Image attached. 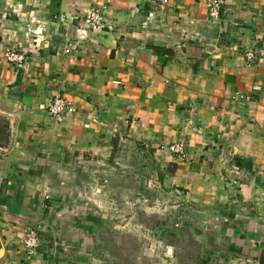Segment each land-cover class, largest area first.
<instances>
[{"label":"crops","instance_id":"0c3cea01","mask_svg":"<svg viewBox=\"0 0 264 264\" xmlns=\"http://www.w3.org/2000/svg\"><path fill=\"white\" fill-rule=\"evenodd\" d=\"M92 7L103 31L85 26ZM57 95L77 108L61 124L45 109ZM1 123L0 264H86L95 246L73 234L96 212L81 174L133 150L223 218L192 230L213 252L201 264H264V0H224L219 20L207 0H0ZM180 139L185 159L160 150ZM35 219L50 235L29 257Z\"/></svg>","mask_w":264,"mask_h":264},{"label":"rangeland","instance_id":"374dc122","mask_svg":"<svg viewBox=\"0 0 264 264\" xmlns=\"http://www.w3.org/2000/svg\"><path fill=\"white\" fill-rule=\"evenodd\" d=\"M8 127L0 124V136L8 132ZM153 161L141 150L124 151L112 154L104 165H91L81 174L88 185L79 189L90 198L86 205L96 212L85 219L87 226L95 227L85 234H73L85 236L86 243L95 246L87 251L90 258L85 259L86 264L93 260L101 264H201L207 253L213 255L205 249L210 242L206 233L192 230L199 225L205 231L212 220L221 224L223 218L207 217L196 210L189 196L177 195L173 186L164 187ZM35 222L24 228L22 247L26 254L23 241L29 229L37 232L39 246L43 237L50 235L47 227L43 228L36 219Z\"/></svg>","mask_w":264,"mask_h":264},{"label":"built area","instance_id":"2783aa9c","mask_svg":"<svg viewBox=\"0 0 264 264\" xmlns=\"http://www.w3.org/2000/svg\"><path fill=\"white\" fill-rule=\"evenodd\" d=\"M223 5L224 0H207L209 18L212 20H219ZM85 26L91 31H103L105 28H107L106 18L103 10L98 7H92L89 11H87L85 17ZM254 57L255 56L252 50L246 51L245 58L247 66L253 64ZM4 60L8 64L18 68L24 64L25 56L19 52L9 50L4 54ZM236 98L242 100L244 99V96L242 94H238L236 95ZM45 109L47 114L59 124L63 123L67 116H72L77 112L76 106L70 100L60 95L55 96L53 100L46 105ZM91 123H96V119L89 118V120L83 125L84 129H89ZM160 150L180 159H185L187 156L186 144L184 140L181 139L174 142L173 144H170L169 146H161ZM23 245L26 247L27 255L29 257L35 256L39 248L37 232L29 229V232L24 238ZM250 264L260 263L253 261Z\"/></svg>","mask_w":264,"mask_h":264}]
</instances>
